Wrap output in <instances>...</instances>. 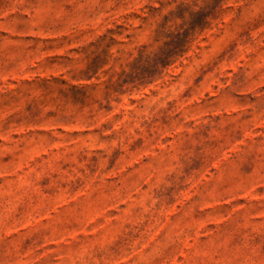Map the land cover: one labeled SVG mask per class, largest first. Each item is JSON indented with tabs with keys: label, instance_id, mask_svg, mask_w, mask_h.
<instances>
[{
	"label": "rangeland",
	"instance_id": "1",
	"mask_svg": "<svg viewBox=\"0 0 264 264\" xmlns=\"http://www.w3.org/2000/svg\"><path fill=\"white\" fill-rule=\"evenodd\" d=\"M0 264H264V0H0Z\"/></svg>",
	"mask_w": 264,
	"mask_h": 264
}]
</instances>
